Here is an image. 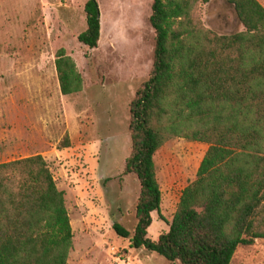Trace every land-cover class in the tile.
<instances>
[{
	"label": "trees",
	"instance_id": "obj_1",
	"mask_svg": "<svg viewBox=\"0 0 264 264\" xmlns=\"http://www.w3.org/2000/svg\"><path fill=\"white\" fill-rule=\"evenodd\" d=\"M200 0H152L155 30L149 78L131 102L132 149L124 173L141 191L134 248L182 264H231L240 245L264 239V5L224 0L243 29L220 33L201 19ZM208 3L211 0H202ZM78 39L95 48L101 36L97 0L85 4ZM61 92L82 90L83 77L65 48L56 54ZM174 137L208 144L196 178L182 191L169 230L148 236L162 191L155 154ZM65 136L59 147H69ZM73 228L65 192L41 154L0 157V264H67Z\"/></svg>",
	"mask_w": 264,
	"mask_h": 264
},
{
	"label": "rangeland",
	"instance_id": "obj_2",
	"mask_svg": "<svg viewBox=\"0 0 264 264\" xmlns=\"http://www.w3.org/2000/svg\"><path fill=\"white\" fill-rule=\"evenodd\" d=\"M99 44L79 34L87 27V0H0V157L10 161L41 154L53 173L73 228L67 264H182L146 248L131 235L141 184L125 174L131 153V102L149 78L155 30L152 0H97ZM264 5V0H259ZM204 24L220 33L243 29L224 0L198 3ZM65 48L83 77L81 91L59 87L56 54ZM65 136L69 147H59ZM208 144L174 137L155 154L162 191L148 236L169 230L183 189L196 178ZM231 264H264V239L240 245Z\"/></svg>",
	"mask_w": 264,
	"mask_h": 264
}]
</instances>
